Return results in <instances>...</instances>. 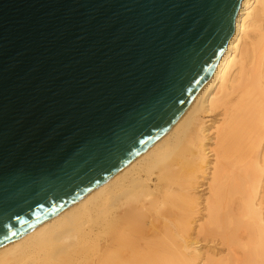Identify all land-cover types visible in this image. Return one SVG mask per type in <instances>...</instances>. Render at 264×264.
<instances>
[{
	"label": "water",
	"instance_id": "1",
	"mask_svg": "<svg viewBox=\"0 0 264 264\" xmlns=\"http://www.w3.org/2000/svg\"><path fill=\"white\" fill-rule=\"evenodd\" d=\"M240 0H0V246L183 113Z\"/></svg>",
	"mask_w": 264,
	"mask_h": 264
},
{
	"label": "bare ground",
	"instance_id": "2",
	"mask_svg": "<svg viewBox=\"0 0 264 264\" xmlns=\"http://www.w3.org/2000/svg\"><path fill=\"white\" fill-rule=\"evenodd\" d=\"M0 264H264V0H240L176 121Z\"/></svg>",
	"mask_w": 264,
	"mask_h": 264
}]
</instances>
